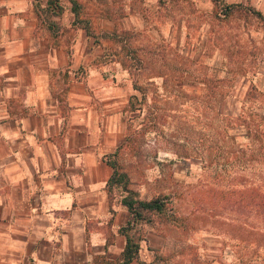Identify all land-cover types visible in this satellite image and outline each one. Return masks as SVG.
Returning a JSON list of instances; mask_svg holds the SVG:
<instances>
[{
    "label": "rangeland",
    "instance_id": "rangeland-1",
    "mask_svg": "<svg viewBox=\"0 0 264 264\" xmlns=\"http://www.w3.org/2000/svg\"><path fill=\"white\" fill-rule=\"evenodd\" d=\"M226 1L242 7L225 15L213 0H84L80 16L90 20L105 59L120 62L132 87L145 88L135 103L141 109L127 104L122 113L119 169L140 197L167 200L166 213L148 223L161 241L146 242L152 253L135 264H264L261 214L230 190L244 178L264 184V159L231 168L234 148L248 158L264 147L235 124L245 116L263 126L264 25L245 6L264 14V0ZM242 73L244 82L231 89ZM121 193L113 188L114 197Z\"/></svg>",
    "mask_w": 264,
    "mask_h": 264
},
{
    "label": "crops",
    "instance_id": "crops-1",
    "mask_svg": "<svg viewBox=\"0 0 264 264\" xmlns=\"http://www.w3.org/2000/svg\"><path fill=\"white\" fill-rule=\"evenodd\" d=\"M46 1L0 0V264H107L132 217L106 183L134 89L99 36L72 25L69 2L52 31L38 14ZM244 79L236 74L231 89ZM138 228L129 264L161 241L148 223Z\"/></svg>",
    "mask_w": 264,
    "mask_h": 264
},
{
    "label": "trees",
    "instance_id": "trees-1",
    "mask_svg": "<svg viewBox=\"0 0 264 264\" xmlns=\"http://www.w3.org/2000/svg\"><path fill=\"white\" fill-rule=\"evenodd\" d=\"M64 1L69 2L70 10L74 14L72 25L74 27L81 26L86 29L87 33L91 34L92 30L90 27L89 19L82 18L80 16L83 9V4L80 0H47L45 6L38 8L39 16H41L43 20L47 21L52 31L58 32L59 30H61L62 24H60L58 18L55 17L60 15L64 10ZM213 1L216 6V11H219L225 15L231 14L237 7H242V4L239 2H229L226 0ZM245 8L246 11H249L258 19H260L264 25V14L259 9L253 6H245ZM133 88L137 89L140 92V96H138L136 93L130 94L128 104L132 106V109H141V105H136L135 103H139L143 100V98H145V88L135 81L133 83ZM259 120L261 121V124H263L260 129L258 128V123L255 122L253 124L247 121V118L245 116H241V118L239 117V120L236 121L235 124L239 125V127H246L243 133L244 136L250 137L251 135H253V138L262 140L264 144V116H260ZM238 130L241 129L239 128ZM126 137L127 134L124 136V139ZM243 150V148H234L231 151L233 153L232 157H234V162L231 164V168H234V171H238L239 169H244L245 167H247L250 164L252 158L255 160L264 159V147L259 146L258 149H254V153H252L248 158L242 157ZM117 151L118 148L107 155V161L112 167V173L107 180L106 187L108 189L110 198H112L113 188L115 186H120V189L122 191L120 202L127 206L132 217L127 224L120 227V231L125 235V244L122 251L115 260L107 261V264H129L139 255V242L135 239L132 232L134 225L140 222H152L154 214H165L167 200L160 195L153 196L151 198L140 197L138 195V191L129 185L130 180L127 172L119 169V164L115 157ZM240 184L243 186L242 188H237L236 186H234V188L230 189L232 192L240 196L236 200L239 201L241 199L244 205L250 206V208L256 207V209H258V212L261 214V218L264 222V184L261 182H255L250 178H244L243 181H240ZM97 259L98 261H101V258Z\"/></svg>",
    "mask_w": 264,
    "mask_h": 264
}]
</instances>
